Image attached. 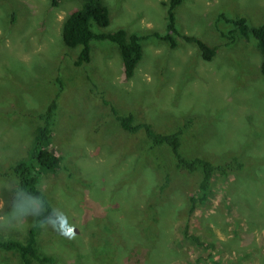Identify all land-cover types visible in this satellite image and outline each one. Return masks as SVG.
<instances>
[{
    "label": "rangeland",
    "instance_id": "374dc122",
    "mask_svg": "<svg viewBox=\"0 0 264 264\" xmlns=\"http://www.w3.org/2000/svg\"><path fill=\"white\" fill-rule=\"evenodd\" d=\"M163 1L106 0L111 21L96 30L147 35L135 75L126 79L119 48L109 40H92L91 61L75 66L79 49L65 46L62 27L79 0H0L1 237L25 241L42 210L28 197L37 205L17 213L21 194L11 168L30 154L39 113L61 79L53 143L63 160L39 182L54 214L63 211L71 228L64 235L39 227L40 249L53 264H264L262 56L255 38L237 31L229 38L234 25L220 19L244 16L257 26L264 0H183L178 29L217 47L210 61L180 35L176 47L154 35L166 31ZM112 105L159 132L186 125L185 156L215 164L238 156L247 165L228 178L218 175L213 199L195 206L196 177L175 166L166 146L151 148L144 130L124 129ZM188 224L203 245L186 236ZM0 264L22 263L14 251L0 250Z\"/></svg>",
    "mask_w": 264,
    "mask_h": 264
},
{
    "label": "trees",
    "instance_id": "16d2710c",
    "mask_svg": "<svg viewBox=\"0 0 264 264\" xmlns=\"http://www.w3.org/2000/svg\"><path fill=\"white\" fill-rule=\"evenodd\" d=\"M58 2L59 0H53L54 5H57ZM79 2L80 5L69 13L62 27V39L65 46L71 49H79L74 60L75 66L81 67L91 61L92 40H109L119 48L125 78H132L135 75L137 65L143 57V41L147 38V35H142L138 32H128L124 27H120L113 32L96 30V27H106L110 24L111 17L108 3L106 0H79ZM182 2L183 0L163 1L164 6L167 8L166 31L164 33L156 31L154 35L169 42L171 47L178 45L176 35H180L188 42L196 44L201 51L202 57L210 61L216 55L217 47L210 46L195 35L181 33L178 29L176 8ZM221 18L234 25V28L230 31L229 38L234 39L237 31L245 39H256L262 56L261 72L264 74V22L253 26L249 24L244 16L233 18L224 13L220 15ZM58 81L61 86L58 85L56 92L52 94L54 95L51 97L52 100L39 113L40 123L33 131V144L30 154L16 161L11 168V173L16 178L14 192L39 201L42 209L36 214L35 223L29 229L25 241L0 236V250L5 252L14 251L19 256L22 264H53L54 262L53 256L42 252L38 240L40 221L46 220L50 213L54 214V206L47 200L44 192L39 187V182L44 172L56 170L63 160V156L53 143L59 109L58 98L64 88L61 79H58ZM101 97L105 104H111L109 100L105 99L104 95ZM111 108L124 129L131 133L144 130L151 148L166 146L173 155L175 166L179 170L196 177V189L190 197L195 206L207 205L213 199L214 180L218 175L228 178L231 173L242 171L247 165L246 161L241 160L238 156H232L229 161L219 164H215L210 159L202 156H185L181 151V136L186 129V125L178 126L170 132H159L153 128L152 124L148 122L135 124L132 114L121 115L114 105ZM164 180L160 187L161 191L168 186L169 176L166 175ZM193 209L194 206H192L191 212ZM189 228L190 225H186V236L196 244L203 245L204 243L199 236L190 233ZM206 246L210 245L206 244ZM133 251L131 257L138 256L137 249L135 248ZM142 257H137V259Z\"/></svg>",
    "mask_w": 264,
    "mask_h": 264
},
{
    "label": "clouds",
    "instance_id": "9594fccd",
    "mask_svg": "<svg viewBox=\"0 0 264 264\" xmlns=\"http://www.w3.org/2000/svg\"><path fill=\"white\" fill-rule=\"evenodd\" d=\"M37 201H34L23 194H21V199L16 205V210L18 214H30L31 209L37 205ZM41 226L51 225L58 230L62 231L64 235H69L71 233V228L68 225V219L63 211L56 214H49L44 221H40Z\"/></svg>",
    "mask_w": 264,
    "mask_h": 264
}]
</instances>
